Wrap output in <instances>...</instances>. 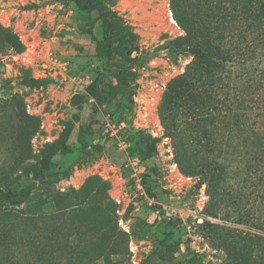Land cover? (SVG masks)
I'll return each instance as SVG.
<instances>
[{
    "label": "rangeland",
    "instance_id": "374dc122",
    "mask_svg": "<svg viewBox=\"0 0 264 264\" xmlns=\"http://www.w3.org/2000/svg\"><path fill=\"white\" fill-rule=\"evenodd\" d=\"M101 1L127 26L115 35L109 61L95 56L87 17L73 0H0V26L23 46L14 52L0 35V190L32 183L26 165L45 158L49 165L28 200L0 198V207L16 214L14 226L51 238V264H237L218 238L232 248L252 241L246 232L264 238V181L251 193L246 185L256 181L245 183L249 176L238 171L244 161L227 160L239 174L213 202L218 218L206 217L218 225L217 234L209 231L216 239L203 236L199 224L212 199L204 179L179 165L158 116L166 84L192 58L175 48L183 31L170 0ZM93 33L102 37L99 22ZM116 66L131 79L133 95L98 104L88 87L100 73L97 93L106 96L114 82L106 70ZM22 78L42 83L29 87ZM64 146L72 153L63 154ZM240 215L258 225L237 223ZM29 216L36 220L22 223ZM253 241H261L264 257V239Z\"/></svg>",
    "mask_w": 264,
    "mask_h": 264
},
{
    "label": "trees",
    "instance_id": "16d2710c",
    "mask_svg": "<svg viewBox=\"0 0 264 264\" xmlns=\"http://www.w3.org/2000/svg\"><path fill=\"white\" fill-rule=\"evenodd\" d=\"M73 2L87 17L84 31L94 42L95 56L109 61L113 58L115 35L127 26L101 0ZM170 6L175 22L183 31L175 40V48L190 52L192 58L182 73L166 84L158 104V116L165 133L172 139L179 165L204 179L212 200L203 209L204 218L199 226L206 229V232L202 230L203 236L214 241L216 238L210 232L217 234L218 225L206 217L218 218L213 202L221 199L226 190L230 191L225 186L227 178L239 174L226 161L235 155L238 162L244 161V170L238 169L239 164L235 169L249 176L243 179L245 183L251 178L256 181L249 187L246 185L251 193H260L257 186L264 181V0H170ZM97 22L102 33L100 39L93 33ZM0 35L11 50L22 51V44L10 29L0 26ZM116 67L113 71L106 70L114 82L108 83L105 98L97 93L100 73L88 87L98 104L115 95L128 98L133 95L131 79ZM22 81L29 87L42 83L35 78H22ZM83 133L79 134L78 142L85 148ZM61 151L72 153L65 146ZM29 167L23 168L24 177L32 183L17 192L0 190V198L13 202L28 200L32 189L42 183L49 170L48 158L37 167L30 170ZM9 216V210L0 207V264H51V254L47 251L50 244L46 242L51 238L14 226L16 214ZM33 220L35 217L29 216L22 223ZM236 222L258 225L244 215ZM245 234L252 241L239 239V245L233 248L219 234L217 247L232 256L237 264H264V257L260 255L263 245L261 241H253L264 238L256 233ZM231 249L236 251L235 255Z\"/></svg>",
    "mask_w": 264,
    "mask_h": 264
},
{
    "label": "built area",
    "instance_id": "2783aa9c",
    "mask_svg": "<svg viewBox=\"0 0 264 264\" xmlns=\"http://www.w3.org/2000/svg\"><path fill=\"white\" fill-rule=\"evenodd\" d=\"M156 213L158 214V213H159V211H158V210H156Z\"/></svg>",
    "mask_w": 264,
    "mask_h": 264
},
{
    "label": "bare ground",
    "instance_id": "6f19581e",
    "mask_svg": "<svg viewBox=\"0 0 264 264\" xmlns=\"http://www.w3.org/2000/svg\"><path fill=\"white\" fill-rule=\"evenodd\" d=\"M172 21H174V20L172 19Z\"/></svg>",
    "mask_w": 264,
    "mask_h": 264
}]
</instances>
